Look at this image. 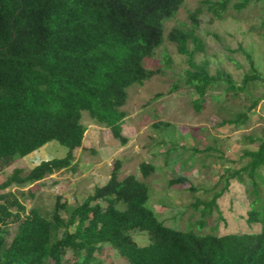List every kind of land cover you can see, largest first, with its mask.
<instances>
[{
    "label": "trees",
    "instance_id": "1",
    "mask_svg": "<svg viewBox=\"0 0 264 264\" xmlns=\"http://www.w3.org/2000/svg\"><path fill=\"white\" fill-rule=\"evenodd\" d=\"M185 1L0 0V170L53 140L69 148L64 157L42 160L27 174L15 168L0 180V264H106L100 257L106 245L127 264H264V136H250L257 147L244 149L239 168L226 169L221 177L224 186L213 198L193 203L195 208L203 204L204 214L208 210L211 214L214 207L219 209L217 200L232 180L246 183L251 199L246 221L260 224L259 231L221 234L218 224L205 232L194 225L186 230L168 225L148 207L150 187L145 180L135 174L120 178L119 159L108 181L71 208L67 199L57 195L51 212L37 206L28 210L11 189L62 169L77 171L75 151L87 131L84 112L126 144L129 138L123 125L129 87L142 86L163 73V67L149 68L145 61L166 39L185 56L188 67L180 83L194 86L195 110L202 111L209 99L224 110L227 101L245 93L252 103L223 118V125L248 122L249 112L264 99V93H253V84H264V75L252 52L239 48L251 67L241 81L223 68L213 73L208 58L196 60L199 52L207 50L199 30L206 12L224 19L229 8L241 12L253 4L264 6V0H199L187 19L166 35V23ZM164 56L170 64L168 54ZM155 170L153 162L140 163L144 178ZM187 180L180 176L169 183ZM63 211L69 212L68 217ZM12 224H16L13 235ZM195 224L204 227L207 220ZM137 232L147 235V244L137 242Z\"/></svg>",
    "mask_w": 264,
    "mask_h": 264
},
{
    "label": "rangeland",
    "instance_id": "2",
    "mask_svg": "<svg viewBox=\"0 0 264 264\" xmlns=\"http://www.w3.org/2000/svg\"><path fill=\"white\" fill-rule=\"evenodd\" d=\"M198 5L199 0H186L177 15L166 23L165 34L178 21L186 20L189 11ZM263 18L262 4L250 5L241 12L229 8L224 19L206 12L202 16L199 32L206 41L207 50L206 53L199 52L196 60L208 58L213 73L223 68L241 81L244 73L251 69L245 54L239 50L244 47L252 52L256 65L264 75ZM164 53L170 57V64L164 62ZM145 64L149 68L163 67L164 71L142 86L129 87L128 102L124 106L128 112L123 125V133L129 138L126 144L114 138L109 128L84 112L82 121L87 125V131L83 145L75 151V162L79 161L77 171L62 169L43 180L15 185L12 191L17 193L28 210L37 206L44 213L51 212L57 195L67 199L71 208L83 202L96 185L108 181L119 159L122 161L120 178L135 174L145 180L150 187L148 207L168 225L183 230L194 225L197 231L205 232L218 224L221 234L259 231L260 224L250 225L246 221L251 202L246 183L232 180L229 189L217 200L219 209L214 207L211 214L209 210L204 214L203 204L195 208L193 203L197 199L213 198L216 191L224 186L221 177L226 169L239 168V158L244 149L257 147L258 142H251L250 136H264V99L249 112L246 124L223 125V118L233 117L244 103L249 105L253 99L241 93L240 98L227 101L224 110H219L209 99L204 109L197 112L192 105L197 97L194 86L180 83V77L188 67L185 56L168 39L157 49L154 57L146 59ZM177 82L180 83L179 88L172 91L173 84ZM253 85L254 95L261 96L264 84L256 81ZM160 122H169L170 126L157 127L155 124ZM173 146H176L174 150L171 149ZM68 151L69 148L60 142L50 141L0 170V180L7 179L15 168H22L23 174H27L42 160L64 157ZM145 160L156 165L155 172L147 178L140 171V163ZM180 176H186L188 180L173 185L169 183L171 178ZM62 215L68 217L69 212L63 211ZM204 218L207 220L204 227L195 224ZM15 226L11 225L12 235ZM134 236L139 244L148 243L145 233L137 232ZM100 257L106 264H127L109 245L103 247Z\"/></svg>",
    "mask_w": 264,
    "mask_h": 264
}]
</instances>
